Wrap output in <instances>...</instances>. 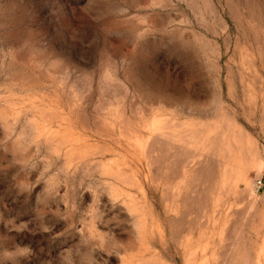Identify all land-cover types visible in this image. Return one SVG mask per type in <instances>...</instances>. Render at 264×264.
<instances>
[{"label":"rangeland","instance_id":"rangeland-1","mask_svg":"<svg viewBox=\"0 0 264 264\" xmlns=\"http://www.w3.org/2000/svg\"><path fill=\"white\" fill-rule=\"evenodd\" d=\"M264 0H0V264H264Z\"/></svg>","mask_w":264,"mask_h":264},{"label":"built area","instance_id":"built-area-1","mask_svg":"<svg viewBox=\"0 0 264 264\" xmlns=\"http://www.w3.org/2000/svg\"><path fill=\"white\" fill-rule=\"evenodd\" d=\"M254 187L257 193L264 189V176H259L255 178Z\"/></svg>","mask_w":264,"mask_h":264}]
</instances>
